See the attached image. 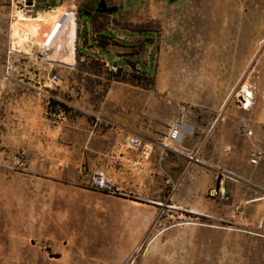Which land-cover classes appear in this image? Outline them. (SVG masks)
<instances>
[{
    "label": "rangeland",
    "instance_id": "rangeland-1",
    "mask_svg": "<svg viewBox=\"0 0 264 264\" xmlns=\"http://www.w3.org/2000/svg\"><path fill=\"white\" fill-rule=\"evenodd\" d=\"M54 1L63 6L46 4L40 15L41 0H0V264H67L64 254L104 252L93 247L89 230L72 235L50 224L60 185L43 175L49 162L39 159L37 146L50 130L36 120H59L63 110L55 99L59 78L49 86L53 76L185 88L201 104L239 115L238 130L245 134L249 126L251 137L264 142V0H105L115 17L97 12L102 0ZM88 12L95 14L92 40L81 32ZM108 28L118 42L101 34L108 36ZM115 57L120 61L109 64L116 72L103 62ZM248 161H233L239 174L218 161L211 186L202 178L210 187L196 213L192 203L182 207L192 193L178 191L189 178L170 171L167 187L153 194L162 204L153 224L132 226L138 239L126 248L122 240L107 241L114 264H264V199L245 200L264 198V172L244 175ZM110 227L102 224L96 236Z\"/></svg>",
    "mask_w": 264,
    "mask_h": 264
},
{
    "label": "crops",
    "instance_id": "crops-1",
    "mask_svg": "<svg viewBox=\"0 0 264 264\" xmlns=\"http://www.w3.org/2000/svg\"><path fill=\"white\" fill-rule=\"evenodd\" d=\"M52 2L56 1L41 0L38 14L47 10L44 5ZM53 5L58 9L63 6ZM81 27L86 38H95L94 21L89 16H82ZM107 33L108 36L104 31L101 34L115 37V41L119 39L110 28ZM79 49L88 55L83 50L86 47L79 44ZM91 49L90 53L96 54L93 46ZM120 58L103 62L117 63ZM57 77L55 99L66 110H57L59 120L48 117L36 120L39 127L50 130L46 141L37 146L39 159L49 162L43 175L56 179L60 185L55 200L50 202L53 209L50 224L72 235L89 230L94 238L93 247L104 250L86 257L64 254L61 258L67 264H114L112 246L107 241L122 240L126 248L128 240L138 239L130 236L132 226L153 224L162 207L153 194L161 195L167 187L170 171L182 172L183 181L189 178L188 184L182 182L178 191L182 188L192 193V202L184 196V205L189 204L182 207L190 208L192 203L196 213L201 193L207 187L202 178L207 177L211 186V181L216 179L218 161L239 174L241 170L235 168L233 161H248L252 152L264 151V142L251 137L254 132L251 127L246 129L251 135L245 129V134L238 130L242 121L239 115L234 116L215 103L201 104L188 89L163 87L159 82L154 88L137 87L108 76ZM182 115L186 122L180 139L171 140V127ZM131 136L141 137L144 147L130 148L126 142ZM53 165L62 168L53 170ZM249 165L252 168L243 170L244 175L264 172L260 167L264 164ZM94 173H103L110 179L115 192L94 187L91 183ZM263 199L250 196L245 200L250 203ZM102 224L111 227L107 236L98 237L96 232Z\"/></svg>",
    "mask_w": 264,
    "mask_h": 264
},
{
    "label": "built area",
    "instance_id": "built-area-1",
    "mask_svg": "<svg viewBox=\"0 0 264 264\" xmlns=\"http://www.w3.org/2000/svg\"><path fill=\"white\" fill-rule=\"evenodd\" d=\"M108 67L110 71H114V72H116L118 69L112 64H108ZM57 83H58V77L53 76L50 79L49 86L53 87L57 85ZM185 122H186V118L184 115H182L180 119H178V121L172 125L169 135L171 140L178 141L180 139L182 127L183 125H185ZM246 134L251 135L252 132L250 130H246ZM126 143L130 148L136 150L141 147H144L142 138L139 136L129 137ZM249 163L253 166L264 164V151L252 152L249 157ZM92 181L94 186L100 190L108 191L109 193L115 192L113 186L111 185V180L106 178L103 173H96V175L93 176ZM136 253L137 251H134L133 254H131L130 258L131 259L135 258Z\"/></svg>",
    "mask_w": 264,
    "mask_h": 264
},
{
    "label": "water",
    "instance_id": "water-1",
    "mask_svg": "<svg viewBox=\"0 0 264 264\" xmlns=\"http://www.w3.org/2000/svg\"><path fill=\"white\" fill-rule=\"evenodd\" d=\"M99 9L102 10L103 12H108V13H114L116 11L115 7H108V4L105 0H102L99 3Z\"/></svg>",
    "mask_w": 264,
    "mask_h": 264
},
{
    "label": "flooded vegetation",
    "instance_id": "flooded-vegetation-1",
    "mask_svg": "<svg viewBox=\"0 0 264 264\" xmlns=\"http://www.w3.org/2000/svg\"><path fill=\"white\" fill-rule=\"evenodd\" d=\"M108 7H110V6H108ZM116 11H117V9H116ZM115 11V12H116ZM97 12L98 13H102V14H104V13H108V12H103L102 10H100L99 9V5H98V8H97ZM95 14L94 13H91V12H88V16L92 19V17L94 16Z\"/></svg>",
    "mask_w": 264,
    "mask_h": 264
},
{
    "label": "trees",
    "instance_id": "trees-1",
    "mask_svg": "<svg viewBox=\"0 0 264 264\" xmlns=\"http://www.w3.org/2000/svg\"><path fill=\"white\" fill-rule=\"evenodd\" d=\"M51 103H53V102H51ZM54 103H56V102H54ZM59 105L62 107L63 111L66 110V107H65L63 104H59ZM106 192H107V191H106Z\"/></svg>",
    "mask_w": 264,
    "mask_h": 264
},
{
    "label": "bare ground",
    "instance_id": "bare-ground-1",
    "mask_svg": "<svg viewBox=\"0 0 264 264\" xmlns=\"http://www.w3.org/2000/svg\"><path fill=\"white\" fill-rule=\"evenodd\" d=\"M68 43V42H67Z\"/></svg>",
    "mask_w": 264,
    "mask_h": 264
}]
</instances>
